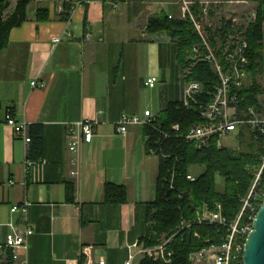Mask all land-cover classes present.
<instances>
[{
  "label": "crops",
  "instance_id": "crops-1",
  "mask_svg": "<svg viewBox=\"0 0 264 264\" xmlns=\"http://www.w3.org/2000/svg\"><path fill=\"white\" fill-rule=\"evenodd\" d=\"M6 1L8 16L19 0ZM168 14L178 17V0H30L26 20L9 31L0 49V244L11 225L30 226L27 264H78L85 246L95 260L124 264L130 245L147 234L160 162L147 153L143 127L130 125L121 135L114 122L146 109L160 115L180 100L176 39L146 30ZM150 76L158 79L153 87L144 84ZM32 79L44 86L32 87ZM8 107L28 133L41 127L39 152L5 123ZM85 119L98 122L71 177L68 127ZM27 157L35 160L28 172ZM106 182L123 185L126 202H105ZM24 201L25 219L10 212Z\"/></svg>",
  "mask_w": 264,
  "mask_h": 264
},
{
  "label": "built area",
  "instance_id": "built-area-1",
  "mask_svg": "<svg viewBox=\"0 0 264 264\" xmlns=\"http://www.w3.org/2000/svg\"><path fill=\"white\" fill-rule=\"evenodd\" d=\"M251 3L248 0H178L179 15L176 20L188 21L197 38L196 42L189 45L182 61V92L179 101L186 109L197 110L200 122L190 124L185 130L178 123L173 124L169 130H162L156 123L159 115L149 109L144 110L141 116L122 114L114 122L115 132L121 135L126 134L130 125L150 127L155 131L159 137L147 149V153L158 157L159 162H166L169 157L161 151L159 145L172 136L183 138L195 149H204L211 144L226 147L220 140L227 137L261 144L260 165L247 193L240 198L239 210L233 219L228 220L219 201L211 205L203 202L195 208L194 216L182 221L178 231L172 235L151 230V237L147 239L153 237L155 242L146 244L138 240L132 243L124 264H135V261L143 258L170 264L174 257L171 247L173 238L192 225L216 226L221 231H217L215 239L218 242H215L214 237L201 236L200 231L190 230L194 238H202L203 245L189 252V264H242L245 241L252 230L255 214L264 200V61L254 67L253 71L249 69L251 51L247 30L256 20V10L240 13L234 7H246ZM167 18L175 19L172 14H168ZM260 31L258 42L264 45V20L260 24ZM58 41L59 38H55L53 42ZM198 63L210 66L216 78L211 83V89H206L201 81L192 76V69ZM157 81V77L150 76L144 84L153 87ZM30 85L41 87L44 82L32 79ZM4 121L11 127L15 137L22 139L25 146H28L31 141L28 124L25 121L17 122L10 107L5 111ZM97 122L95 119H85L68 127L67 149L70 153L71 177L79 174L80 146L91 141ZM34 162L31 158L25 159L26 172ZM166 173L168 176L165 183L172 189L175 166L167 167ZM188 178L193 181L195 176L189 172ZM27 205V201L12 205L10 212L20 213L25 219ZM148 225L152 226L153 223L148 222ZM32 233L33 229L28 225L22 228L11 225L4 243L0 244V261L3 264H27V240ZM81 256L84 258L82 264H105L102 257L94 259L91 246L83 247Z\"/></svg>",
  "mask_w": 264,
  "mask_h": 264
},
{
  "label": "trees",
  "instance_id": "trees-1",
  "mask_svg": "<svg viewBox=\"0 0 264 264\" xmlns=\"http://www.w3.org/2000/svg\"><path fill=\"white\" fill-rule=\"evenodd\" d=\"M256 3V20L248 27L247 40L250 47V66L251 71L264 61L262 49L264 45L258 41L261 37L260 24L264 20V0H248ZM30 0H19L14 11L4 15L5 9L9 3L6 0H0V49H3L8 42L9 31L20 26L27 18L26 11ZM66 5V4H64ZM45 9L38 12L41 19L47 16ZM148 32L165 31L176 39L178 57L180 61L185 58L186 50L191 43L197 41L188 21L176 19H152L146 27ZM192 76L201 81L206 89H211V83L216 78L212 73L210 66L206 63H198L192 69ZM251 103V101H248ZM201 121L199 113L195 109H186L181 102H169L161 111L156 123L162 130H169L173 124H180L182 130L192 123ZM33 131L29 133L31 140L35 143L38 152L42 146V130L39 125H33ZM145 135L148 139L145 141L146 149L153 146L159 135L150 127H144ZM245 144V145H244ZM244 150L238 154L234 150L226 147H217L211 144L204 149H195L191 143L183 138L174 137L164 140L160 145L161 151L169 157L166 162L159 164L157 176L156 196L152 202L146 205V221L153 222L148 226L146 236L143 240L146 244L155 242L151 237L150 231L165 232L168 235L178 231L182 221L189 220L194 216V210L201 203L213 204L219 201L222 205L223 214L228 220H231L237 214L240 202L239 199L244 196L255 176V172L260 165V153L262 146L254 141H244ZM175 166L173 178V188L165 183L167 167ZM192 166H201L203 171L197 174L193 181L189 180V168ZM216 176L223 181V189H216ZM264 181V171H263ZM67 192L72 193V186L67 185ZM127 193L123 185H116L106 182L104 184V201L112 204H121L126 202ZM216 226H196L192 225L190 229H183L173 238L171 247L174 250V257L170 264H189L188 254L194 249H199L203 245L202 238H194L193 230L200 231L201 236L209 235L214 237L215 242L217 231H221ZM83 256L80 257L78 264L83 263ZM140 264H165L155 262L149 258H143Z\"/></svg>",
  "mask_w": 264,
  "mask_h": 264
},
{
  "label": "water",
  "instance_id": "water-1",
  "mask_svg": "<svg viewBox=\"0 0 264 264\" xmlns=\"http://www.w3.org/2000/svg\"><path fill=\"white\" fill-rule=\"evenodd\" d=\"M242 264H264V200L259 206L243 250Z\"/></svg>",
  "mask_w": 264,
  "mask_h": 264
},
{
  "label": "rangeland",
  "instance_id": "rangeland-1",
  "mask_svg": "<svg viewBox=\"0 0 264 264\" xmlns=\"http://www.w3.org/2000/svg\"><path fill=\"white\" fill-rule=\"evenodd\" d=\"M236 8V10H238V12L242 13V11H248V10H252L255 9L256 7V3H251L250 6L247 5L245 6H234ZM244 14V13H243ZM221 144L226 146V148H229L231 150H234L235 153H239L241 150H244V145H243V140H236L233 139L232 137H227V138H223L220 140ZM203 171V167L201 166H192V168L190 169V172L193 176H196L197 174H199L200 172ZM216 189L218 191H221L223 189V181L219 176H216ZM240 202V199H239ZM153 223V222H152ZM165 233V232H162ZM0 264H3L2 261H0Z\"/></svg>",
  "mask_w": 264,
  "mask_h": 264
}]
</instances>
